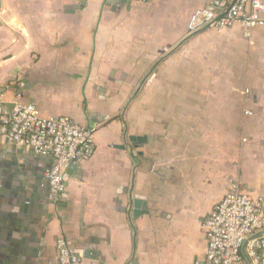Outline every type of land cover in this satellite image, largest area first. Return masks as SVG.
<instances>
[{
  "label": "crops",
  "instance_id": "1",
  "mask_svg": "<svg viewBox=\"0 0 264 264\" xmlns=\"http://www.w3.org/2000/svg\"><path fill=\"white\" fill-rule=\"evenodd\" d=\"M126 1L0 0V107L96 129L59 201L52 158L0 139V264H60L61 237L82 264H203L231 185L264 198V27L189 34L197 1Z\"/></svg>",
  "mask_w": 264,
  "mask_h": 264
},
{
  "label": "built area",
  "instance_id": "2",
  "mask_svg": "<svg viewBox=\"0 0 264 264\" xmlns=\"http://www.w3.org/2000/svg\"><path fill=\"white\" fill-rule=\"evenodd\" d=\"M195 1L200 6L190 17L189 34L239 27L251 42L253 31L264 27L263 0ZM95 134L94 127L82 126L67 117L45 118L34 104L17 102L9 112L0 107V139L52 158L45 177L57 201L66 193L68 169L95 156ZM204 231L207 250L203 264H264V198L252 197L238 184H232L205 220ZM244 245L250 263L242 253ZM56 250L60 264L84 261L83 253L62 237L56 241Z\"/></svg>",
  "mask_w": 264,
  "mask_h": 264
},
{
  "label": "water",
  "instance_id": "3",
  "mask_svg": "<svg viewBox=\"0 0 264 264\" xmlns=\"http://www.w3.org/2000/svg\"><path fill=\"white\" fill-rule=\"evenodd\" d=\"M131 1H132V0H127L126 3L128 4V3H130ZM245 246H246V245H244L243 248H242V253H243L244 257L246 258V260L248 261V263H250V260L248 259L247 255H246V253H245Z\"/></svg>",
  "mask_w": 264,
  "mask_h": 264
}]
</instances>
